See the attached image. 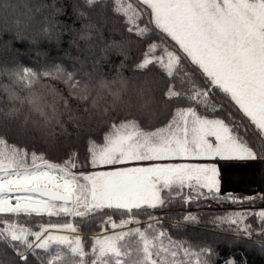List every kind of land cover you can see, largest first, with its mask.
I'll return each instance as SVG.
<instances>
[{
	"label": "snow or ice",
	"instance_id": "1",
	"mask_svg": "<svg viewBox=\"0 0 264 264\" xmlns=\"http://www.w3.org/2000/svg\"><path fill=\"white\" fill-rule=\"evenodd\" d=\"M116 3L118 12L112 11L111 0L73 4L83 27L71 30V43L93 41L86 48L95 70L88 81L82 83L75 68L55 63L39 71L17 64L7 72L14 84L31 86L49 77L63 80L81 100L88 99L90 85L108 88L112 99L102 107L93 100L78 114L66 106L45 114L36 105L44 118L38 127L30 110L0 108V146L7 149L0 151V214L7 217H0V244L11 250L0 253V264H217L214 248L174 240L153 210L174 202L191 206L208 199L250 203L261 198L222 195L219 162L264 163V0ZM61 12L43 0L33 6L0 0V19L21 38L31 35L32 43L36 37L59 42ZM116 21L141 47L132 77L118 72L109 83L101 61L110 51L124 52V46L113 41L100 56L95 48L106 31H116ZM64 113L80 130L108 123L100 143L87 142L84 159L71 152L54 163L8 143L9 130L21 137L35 131L55 135L59 126L61 135L70 136L60 119ZM154 120L158 125H151ZM45 215L96 221L101 233L88 237L70 221L49 220L36 230L25 226ZM183 219L195 222L197 217ZM213 222L231 226L242 239L264 237V210L234 212ZM63 232L71 235L54 234ZM258 243L264 250V239ZM223 264L238 262L229 257Z\"/></svg>",
	"mask_w": 264,
	"mask_h": 264
},
{
	"label": "trees",
	"instance_id": "2",
	"mask_svg": "<svg viewBox=\"0 0 264 264\" xmlns=\"http://www.w3.org/2000/svg\"><path fill=\"white\" fill-rule=\"evenodd\" d=\"M18 2L21 5L33 6L36 0H18ZM43 2L49 5L55 3V6L62 10L61 14L57 17L63 29L59 42L56 40L49 41L41 37L36 38V42L32 43L29 35L21 38L20 36H15L11 29H7V31L5 30L6 28H0V108L14 105L21 111L30 110V114L38 118L37 127L43 124L44 118L39 115V112L35 111L36 105H39L45 114L50 113H47L43 109L44 101L42 102L37 98L38 93L41 96H43L42 93H45L44 97H49V103L53 106L51 107V111L53 108H56L59 112H63L66 106L77 114L82 107H90L93 100L96 101L98 106L102 107L106 103L110 104L112 99L109 89L98 92L97 87L90 85L91 92L88 99L81 100L78 96L72 94V90L69 89L63 80H54L49 77L39 79L37 83L31 86H22L10 81L7 72L17 64L37 71L43 70L46 65L54 63L60 64L68 70L75 68L78 73L77 78L83 77L82 83L88 81L89 75L95 71L92 67V57L86 51L88 45L92 44L93 41L86 42L80 40L78 45L71 43L73 39V31L71 30H79L83 27L82 23L75 18L73 13V4L76 0H43ZM121 2L128 3L130 0H121ZM111 3L112 11L118 12L116 0H111ZM21 10L25 11L27 9L22 8ZM0 21L4 20L2 19ZM113 26L116 28V31H106L103 34L102 41H100V46L95 48V55L100 56L102 54V48L113 41L124 46V52L118 54L115 51H110L105 55L104 60L101 61L102 77L109 83L117 78L118 72L125 78L130 79L132 77L135 63L140 55L138 49L141 47L138 43V38L129 36L124 32L119 21H116ZM33 30L30 28L29 32H33ZM126 41L128 42L125 43ZM122 64L124 65L123 68H121ZM96 78L98 79L99 75ZM113 87H116V85H113ZM67 115V113H64L60 116V119L66 122L65 127L71 133L70 136L61 135L59 126H56L55 135H45L43 132L35 131L27 136L21 137L14 131L9 130L6 134L8 143L22 147L29 152L35 151L38 155L42 154L44 159L54 163H62L67 159V154L71 152H76L78 158L84 159L87 155V142L91 139L100 143L109 130L108 123H93L88 129L80 130L71 124L70 121H67ZM118 118L120 117H113V119ZM151 125H158V120L152 121ZM29 127H33L31 123ZM0 151H7V149L0 146ZM255 163L257 172L254 183L256 185L246 189L236 188L233 190L244 192L246 198L261 197L260 199H253L249 203L254 205L239 207L247 203H232L221 200V207L214 208L217 205L215 204L217 201L212 199L201 200L191 204V206L174 202L166 208L157 209L161 210L156 216L161 218L163 228L174 240L187 241L193 245L211 246L218 253L217 264H223V261L229 257L234 258L238 264L242 260L245 264H264V250H261L258 243V240L264 239V237H261L257 233L251 239H242L229 230L231 226L213 222L215 218L224 217L234 212L248 209L256 211L264 210V206H257L255 202L256 200L264 201V163L257 161ZM186 214L196 216L197 220L195 222L184 220L183 217ZM0 217L7 218L5 214H0ZM114 218L118 219L119 217ZM14 219L17 223H24L22 218ZM144 219L145 217L141 215V225H143ZM49 220L53 223L70 221L73 224H79L82 233L88 237L96 233H101L98 222L90 221L88 224H85L80 217L34 216L27 221L25 226L36 230L39 224L46 223ZM134 226L128 225L129 228ZM256 226V223H253V227ZM114 231L120 230L117 229ZM67 234L71 235L70 233ZM89 243H91V240H89ZM5 251L11 254L10 249H6L3 244H0V253ZM169 258L171 259V257ZM180 258L179 256L177 257V259ZM192 264H195L194 260Z\"/></svg>",
	"mask_w": 264,
	"mask_h": 264
},
{
	"label": "rangeland",
	"instance_id": "3",
	"mask_svg": "<svg viewBox=\"0 0 264 264\" xmlns=\"http://www.w3.org/2000/svg\"><path fill=\"white\" fill-rule=\"evenodd\" d=\"M2 20V19H0ZM0 28L5 30H13V33L15 36H18L16 28L9 22L5 23L4 21H0ZM7 30V31H8ZM34 31V30H33ZM28 36V35H27ZM19 37V36H18ZM29 38L32 39L31 35H29ZM41 38V37H36ZM95 88V87H94ZM98 92L101 91H107L108 88H98ZM39 94V93H38ZM37 94V98L40 101L43 102V109L48 113L51 112V104L49 103V97H44L45 93H42L43 96H40ZM220 167V186H221V194H232L236 196L237 198H246L245 193L240 191H233L236 188L237 189H246L248 187H254L256 184L254 183L255 174L257 172L256 170V163L253 162H228V161H220L219 162ZM83 171H89V169L85 168ZM216 202V201H215ZM257 206H264V201L262 200H256L255 201ZM221 201H217L214 208H220L221 207ZM243 206L239 207H247L252 206L254 204H242ZM211 207V206H210ZM155 215H157L161 210H154ZM134 224H130V226H133ZM54 234H67V232L63 233H54Z\"/></svg>",
	"mask_w": 264,
	"mask_h": 264
},
{
	"label": "water",
	"instance_id": "4",
	"mask_svg": "<svg viewBox=\"0 0 264 264\" xmlns=\"http://www.w3.org/2000/svg\"><path fill=\"white\" fill-rule=\"evenodd\" d=\"M206 209H211V208H206Z\"/></svg>",
	"mask_w": 264,
	"mask_h": 264
}]
</instances>
